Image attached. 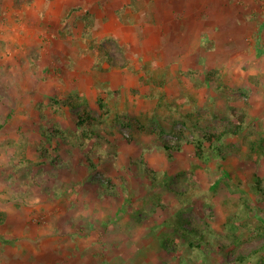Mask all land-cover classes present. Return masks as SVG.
I'll return each instance as SVG.
<instances>
[{"label": "rangeland", "instance_id": "rangeland-1", "mask_svg": "<svg viewBox=\"0 0 264 264\" xmlns=\"http://www.w3.org/2000/svg\"><path fill=\"white\" fill-rule=\"evenodd\" d=\"M10 112L0 264H264V0H0Z\"/></svg>", "mask_w": 264, "mask_h": 264}, {"label": "trees", "instance_id": "trees-1", "mask_svg": "<svg viewBox=\"0 0 264 264\" xmlns=\"http://www.w3.org/2000/svg\"><path fill=\"white\" fill-rule=\"evenodd\" d=\"M12 117L11 112L8 113L6 115V118L3 121V124H1L0 126H3L7 121H9ZM83 123H85V120L82 119ZM241 130V127H239V125H234L233 128H231L230 133H239ZM227 133H229L228 131H224L222 132L220 135L214 134V133H206L203 136L194 139V140H190L189 143L192 144L194 146L195 149V156L198 158H208L209 156L217 153L219 151V145L220 143H222V141L224 140V137L227 136ZM86 136V134H85ZM166 149H170L169 146L165 147ZM181 147L178 146L176 148V151H180ZM137 165L139 167H141V169L143 170V172H145L146 177L148 180H154L156 179V175L157 172L153 169L148 167L147 162L145 161H139L137 163ZM227 172H224V175H226ZM260 183V182H259ZM217 183H215L214 185L216 186ZM259 228L263 229L264 226H260ZM259 228H256V231H259ZM189 235H192L193 240L192 239H187L186 245H187V249L192 252L195 248L198 249L199 252H206L209 250H211L209 246H213V248H218V244H213L210 242V240H208L205 231H195V230H191L190 232L188 231ZM187 234V235H188ZM204 244V248L202 244ZM209 245V246H208ZM220 250V249H219ZM191 259V258H190Z\"/></svg>", "mask_w": 264, "mask_h": 264}]
</instances>
